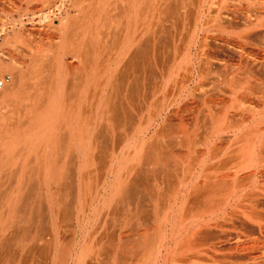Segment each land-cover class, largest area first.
Returning <instances> with one entry per match:
<instances>
[{"label": "bare ground", "instance_id": "bare-ground-1", "mask_svg": "<svg viewBox=\"0 0 264 264\" xmlns=\"http://www.w3.org/2000/svg\"><path fill=\"white\" fill-rule=\"evenodd\" d=\"M87 1L88 7H84L80 13L83 12L82 17H87L85 20L89 18V21H81L78 46L83 56L85 52L89 54L83 58L84 64L92 63L101 67L85 70L84 76L86 80L99 84L97 97L102 94V83L111 89L107 97L110 94L115 96L107 98L109 102L102 99L81 102L76 110L78 114L73 118H80L79 113L84 112L82 118H88L85 121L90 128L94 127L93 121L97 120L95 129L114 130L115 126L121 125L118 128L126 130L127 124V128L133 130L134 142L128 140V147L132 145L134 158L132 164L127 163L131 167L125 169V172L131 169L130 181L126 183L129 188L120 183L125 179L128 181L129 175L125 173L123 181H118V191L130 192L129 199L135 201L132 205L143 214V224L148 225V228L150 224L153 225L148 230L154 231L152 237L148 236L152 239L147 240L144 233L146 240L150 244L156 242V246L153 244L151 247L152 244L149 243L150 247L147 246L149 250L154 248V256L152 250V254L145 250L147 242L144 241L145 245H142L144 235H139L137 238L141 240L138 242L137 238H134L135 242L130 240L135 245L129 241L131 246L129 243L130 247L122 248V256L129 259L134 256V261L135 257L139 259L143 255V259L149 261L148 257L153 255L152 258L155 259L150 264H170L171 261L174 264L176 259L177 264H264V56L246 50L248 45H256L252 38H264V0L257 1L260 2L261 9L256 13L251 8L253 5L244 0H237L239 6L235 9H223L221 6L219 10L218 7L214 9L215 0H188L189 4L183 0L182 8L187 10V20L177 22V19H172V26L168 30L166 20L152 18L156 14L171 18L178 14L172 9L169 13H157L156 5L150 2L158 0H123L119 15L124 19L117 22L110 15L113 0ZM246 4L248 5L245 6ZM144 14L146 17L138 20ZM72 22L75 21L70 16L62 18L59 29L63 38L58 42L54 59L50 63L60 65L64 56L73 52L72 46L69 49L66 46L68 37L74 38V34L70 33L75 24ZM181 26L184 30L182 37L177 35V28L181 31ZM101 28L104 41L107 42L104 44V57L97 47ZM18 30L14 31L18 33ZM14 33L12 36H16ZM10 36L5 39L9 40ZM178 41L182 44H177ZM0 43V47H3L1 40ZM72 45L74 47L76 44ZM260 45L262 43L259 44L262 47ZM259 49L264 53V45L263 49ZM1 54L0 48V56ZM0 69H3L1 61ZM220 76H224V82H220ZM11 79L0 89H8L20 77L16 75ZM112 89L117 90L113 93ZM136 96L139 103L134 99ZM150 100L157 102V109L155 113L149 111L146 116L148 110L145 107ZM129 106L137 108L134 113ZM98 107L101 110L94 111ZM94 115L96 117L93 118ZM190 115L195 117L191 135L193 147H188L187 144H191L187 143L189 141L181 142L187 145L185 149L181 148L184 146L181 143L177 145L178 141L166 142L167 135L170 138L175 127L189 120ZM103 121L105 124H102ZM66 123V127L73 129L71 120ZM50 127H55L53 121L50 122ZM202 128L203 133H199ZM151 131L153 134L150 136ZM234 144L237 145L236 149ZM75 159L78 161V157ZM48 172V169L41 167L37 170L40 180L36 190V200H39L36 211L41 212L43 209ZM84 174V170L78 167L72 170L76 179L71 178L69 186L71 190L74 188L77 191L78 204L76 202L73 206L77 210L81 206L80 185ZM21 177V189L16 193L18 207L24 203L21 202L24 194L27 192V196L28 191L33 189L28 168L22 167ZM172 179L175 192L170 191L171 194L166 195L163 188ZM152 180L155 187L148 191L152 194L154 192L156 197L153 198L152 195L154 201H150V212V208L148 210L143 206L145 200L137 197V191L140 186L148 189V183L151 184ZM146 181L148 182L144 183ZM62 183L57 178V188ZM100 188L99 186V192L102 189L106 192V187ZM151 188L153 187L149 189ZM103 196L106 198V195ZM159 201L163 202V209ZM21 210L20 208L19 211ZM167 232L171 234L169 237ZM134 235L135 233L128 236L136 237ZM33 240L35 242L28 243L27 248L22 251L36 252L39 241ZM136 242L142 243L141 246L145 249L139 248L140 244L137 245ZM1 247L8 251L10 245L4 244ZM20 247L22 248V244L17 245L16 254L20 252ZM136 248L137 251H142L138 255ZM143 250L149 255L143 254ZM89 257L79 249L71 250L72 264H81L89 260ZM138 259V263L146 264V260L143 263L142 258L139 259L140 262ZM123 260L127 261L125 258ZM131 260L132 258L127 264L136 262L132 263Z\"/></svg>", "mask_w": 264, "mask_h": 264}, {"label": "crops", "instance_id": "crops-1", "mask_svg": "<svg viewBox=\"0 0 264 264\" xmlns=\"http://www.w3.org/2000/svg\"><path fill=\"white\" fill-rule=\"evenodd\" d=\"M71 32L77 35H73L74 41L71 36L68 37L66 48L72 46L73 52L66 54L60 65L50 63L55 55L50 48L53 49L57 42L47 44L42 49L37 46L31 53L30 64L13 70L20 80L13 82L14 85L10 83L8 89H0V169L4 171L0 175V264L3 260L4 264H71V250L81 247L88 256L96 248L102 249L100 260L87 264H100L103 259L111 264H123L121 247L128 244L124 243L123 235L143 232V227L137 222V217L142 219L143 214L140 210V214H135L132 205L135 201L129 199L130 192L118 191V181H123L125 173L129 175L128 181L125 179L120 183L129 188L127 184L131 169L126 172L125 169L131 167L134 158L132 145L128 147V140L134 142L133 130L128 129L126 124V130H121L123 134H118L119 137L113 134L116 140L105 130L94 128L97 120L93 121V128L88 127L85 121L88 118H82L84 112L79 113L80 118H73L84 101L104 100L109 87L102 83V94L96 96L99 84L86 80L84 74L87 69L101 66L84 64L85 54L83 56L79 47L80 23L73 25ZM72 43L76 45L73 47ZM70 55L74 58L70 59ZM99 109L95 108L94 111ZM68 120L72 121L73 129L66 127ZM52 121L55 124L53 129L50 127ZM122 135L121 146L119 140ZM114 141L117 143L114 144ZM78 162L81 164L78 165ZM23 166L28 168L33 189L28 191L27 196V192L24 194L21 201L24 203L18 207L16 193L21 189L19 181ZM39 167L49 170L45 188L47 194L43 198L41 212L36 211L39 203L38 198L36 200ZM76 167L85 172L80 183L81 206L78 210L73 208L77 202V191L69 186L71 178H75L72 170ZM57 178L63 182L58 188ZM105 185L108 186L106 192L102 189ZM109 191L118 195V201L122 200L118 202L120 206L114 205L113 199L110 208ZM33 239L39 241L36 252L22 251ZM73 240H77L78 244L72 246ZM96 242L99 247H94ZM4 244L10 245L8 251L1 247ZM18 244H22V248L16 254Z\"/></svg>", "mask_w": 264, "mask_h": 264}, {"label": "rangeland", "instance_id": "rangeland-1", "mask_svg": "<svg viewBox=\"0 0 264 264\" xmlns=\"http://www.w3.org/2000/svg\"><path fill=\"white\" fill-rule=\"evenodd\" d=\"M87 0H0V40H1V42H3V47H0L1 48V52H2V54H1V56H0V61L2 62V64H3V69H0V79H2L3 78V76L6 74V73H9L10 75H11V77H14V76H16L15 75V71L13 72V70H17V69H19L20 67H26L28 64H30V60H31V58H32V54L31 53H33V51L37 48V46L39 47V49H42V48H45L44 46H46L47 44H52V43H56L57 42V44H55L52 48L53 49H51L50 48V50H52L53 52H55V51H57L56 50V46L58 45V42H60L61 41V39L63 38V34H62V32H61V30L59 29V26H60V23H61V20H62V18L63 17H65V16H70V18L73 20L74 19V21L75 22H72L73 24L75 23V24H82L81 23V21L82 22H86V21H89V18H88V20H85V19H87V17L85 18V17H82V14H83V12L82 13H80V11H83L84 10V7H88V1L86 2ZM188 0H185V3H188L189 4V1L187 2ZM236 1L237 0H215V4L216 5H214L215 7H214V9H217V7H218V9L217 10H219L220 8H221V6L223 7V9H225L226 7H233V9H235V7L236 6H239L237 3H236ZM246 3H248V4H250V5H253V6H251V8H252V10H253V13L255 12H257V10L259 11L261 8H259L260 6V2L262 1V0H248V1H250V2H248L247 0H244ZM257 1H260V2H257ZM82 2V3H81ZM83 2H85V4L83 3ZM122 2H123V0H113V2H112V6H111V19L113 20V21H120L121 19H124L122 16H120L119 14H120V11H121V8H122V6H123V4H122ZM183 0L181 1V0H158V1H152V2H150V3H154L155 5H156V7L157 8H155V10H156V12L157 13H164V12H167V13H169L170 11H176L177 12V16L176 17H174V18H171V17H165L164 15H161V14H156L152 19H154V20H166L167 21V25H166V29L168 30L169 28H171V26H172V24H170L171 23V20L173 19V20H175L176 21V19H177V22L178 21H184V20H187V17H188V14H187V10H185V8H182V6H183ZM219 3V4H218ZM248 4H246L245 6H247ZM86 5V6H85ZM219 5H220V7H219ZM262 5V4H261ZM83 6V7H82ZM254 6H256L255 8H254ZM82 7V8H81ZM174 7V8H173ZM177 7V8H176ZM254 8V9H253ZM81 9V10H80ZM172 9V10H171ZM217 10H215V11H217ZM79 14H80V16H79ZM109 14V13H108ZM113 15V16H112ZM146 17V15L144 14L143 16H142V18H139L138 20H141V19H144V18ZM114 18V19H113ZM81 19V20H80ZM84 19V20H83ZM103 21V20H102ZM101 21V22H102ZM105 22V21H104ZM74 24V25H75ZM101 26H103L102 25V23L100 24ZM100 26V27H101ZM98 27H99V25H98ZM15 28V29H14ZM181 28V31H178L179 30V28H177L178 30H177V35L179 36V34H180V37H182V35H183V33H184V30L182 29V26L180 27ZM20 31H19V30ZM11 30L13 31V32H11ZM14 30H18V33H16V31H14ZM75 30H77V25H76V27H75ZM102 30V31H101ZM101 38H100V40H99V42H98V44H97V47H98V49H99V52H100V54H101V52H102V57H104V50H105V48L106 47H104V44L105 43H107V42H105L104 41V32H103V28H101ZM15 32V33H14ZM77 32V31H76ZM12 33V34H11ZM13 33L16 35V36H12L13 35ZM167 33V32H166ZM75 34H77V33H75ZM11 37L9 40H6L5 38H6V36L7 37H9V36ZM71 35H73V32H71ZM263 36H260V38L259 37H255V38H252V39H255V42H254V40H252L253 42H254V44L256 43V45H253V44H250V45H248L246 48V50H248V51H250L251 53H253V54H257L258 56H264V53L262 52L263 50H261V49H259V48H262L263 49V45H264V38H262ZM262 38V39H261ZM261 40V41H260ZM252 41H250V42H252ZM252 42V43H253ZM257 42H260V43H257ZM262 43V45H260V46H262V47H259V44H261ZM1 44V43H0ZM177 44H182L180 41H178L177 42ZM257 44H258V47H257ZM251 45H253V46H251ZM257 47V48H256ZM47 49H48V47H47ZM87 55H89L87 52H85V56L87 57ZM70 59H73L74 58V56H72V55H70V57H69ZM75 62L77 61V57H75ZM10 64V65H9ZM86 64V63H85ZM90 64H92V63H90ZM90 64H86V65H90ZM14 75V76H13ZM2 77V78H1ZM221 77V76H220ZM220 77H219V79H220ZM222 78H224V76L223 77H221V79H220V82H224V80H225V78L223 79V81H222ZM12 80V79H11ZM219 82V81H218ZM8 83V82H7ZM215 83H217V81H215ZM220 84V83H219ZM132 87H133V85H132ZM110 88H108V90H107V94H109V91H111V89L109 90ZM117 90V89H116ZM116 90L114 89V91L116 92ZM124 90V89H123ZM112 91H113V89H112ZM114 91H113V93H114ZM167 91H168V89H167ZM172 91V90H171ZM107 94H106V97L104 98V100H107V98H109L110 96L113 98L114 96H115V94H114V96H112V94H110V96L109 97H107ZM111 98V99H112ZM137 98V99H136ZM136 98H134L135 100H137V103H139V100H138V97L136 96ZM133 99V100H134ZM133 100H131V101H133ZM134 100V101H135ZM108 101V100H107ZM110 101V100H109ZM108 101V102H109ZM111 101H113V100H111ZM133 101V102H134ZM156 101H154V100H150L149 101V104H147L146 105V107H145V109L146 110H148V111H146V116L148 115L147 113L149 112V111H151V112H153V113H155V111H156V109H157V102L155 103ZM136 103V105H138ZM128 105V104H127ZM126 105V106H127ZM132 105H134V103L132 104ZM125 106V108H127ZM135 106V105H134ZM133 106V107H134ZM103 107H104V105H103ZM124 107V106H123ZM130 107V106H129ZM136 107V106H135ZM131 108L130 107V110L131 109H133V110H135V109H137V108ZM139 107V106H138ZM141 107V106H140ZM139 109V108H138ZM135 112V111H134ZM144 113V112H143ZM192 115H190L189 116V120H186L183 124L182 123H180V124H178L176 127H175V131L173 132V135H171V137L169 138L168 137V135H167V137H166V142H170V141H175L176 143H177V141H178V143H177V145H179V143H181V142H185V141H189V142H187V143H191L192 141V132H193V128H194V125H193V121H195V117L193 116V118L191 117ZM136 119H137V117H135ZM136 121V120H135ZM104 122V121H103ZM179 121L177 120V123H178ZM102 123V122H101ZM102 124H105V122L104 123H102ZM113 125H115V124H113ZM113 127V126H112ZM118 127H120L121 128V125L120 126H118ZM117 126H115L114 128L116 129H114V131L113 130H107L108 128H106L105 129V131L108 133V134H110L111 135V137L112 136H114V135H117L118 136V134H123L122 133V129H119ZM201 130H203V128L202 129H200V131H199V133L201 132V133H203V131H201ZM152 131H153V129H152ZM152 131L149 133L150 134V136H151V134H153L152 133ZM146 132H148V131H146ZM114 134V135H113ZM149 136V137H150ZM115 137V136H114ZM119 137V136H118ZM149 137H147V139L149 138ZM115 139L117 140V137H115ZM151 138H149V140H150ZM183 139V140H182ZM115 140V141H116ZM170 140V141H169ZM181 140V141H180ZM114 141V144H116L117 142H115ZM119 143L121 144V143H123V135H122V139H120L119 140ZM186 143V142H185ZM184 143V144H185ZM113 144V143H112ZM184 144H180V145H184ZM155 146L154 147H156V144H154ZM188 145V147L190 148V147H193V145H192V143L191 144H187ZM187 145H184V146H181V148H184L185 149V146H187ZM192 145V146H191ZM121 146H122V144H121ZM124 146V145H123ZM178 147V146H177ZM233 147H235L234 149H236V147H237V145L235 146V144H234V146ZM122 148H124V147H122ZM156 148H158V147H156ZM231 148H232V146H231ZM231 148H229V150H232ZM162 149V148H161ZM186 149H187V147H186ZM162 151V150H161ZM121 153V152H120ZM163 162V161H162ZM159 165V164H158ZM157 165V166H158ZM98 171V169L96 170V172ZM95 172V173H96ZM1 173H2V175H3V173H4V171H3V169L1 170L0 169V175H1ZM94 173V172H93ZM154 179V178H153ZM149 181V180H148ZM148 181H146V182H144V183H147ZM150 181H151V179H150ZM149 181V182H150ZM154 183V180H152V182H151V184L150 183H148L149 185H150V187H153V188H151V189H149L150 187H149V185H145L146 187H149L148 189H146L144 186H140V187H138L139 188V190L138 191H140L139 192V195H138V191H137V197L139 196L140 198H142V199H144L145 200V203L147 204H145L144 203V208H146V209H148L149 210V208H150V212L152 211V202L154 201V200H152V195H153V198L154 197H156V195H154V192H153V194H152V189H154V185L155 184H153ZM151 185H153V186H151ZM105 187H108L107 185H105ZM143 189H142V188ZM159 187V186H158ZM166 187V188H165ZM163 189H164V192H165V194L167 195V194H171L170 193V191H174L175 192V185H174V180L172 179L169 183H166V186H165ZM148 190H151V191H148ZM143 191V192H142ZM142 195H141V194ZM109 197H108V199H109V204H111L110 205V208L113 206V204H116V201H117V204H118V200H117V198H118V195L116 194V193H114V192H111V191H109V193L107 194ZM148 195L150 196V197H148ZM144 196V197H143ZM160 196V195H159ZM146 197V198H145ZM161 197H163V196H161ZM168 197V196H167ZM113 199H115V201H114V203H113ZM147 199V200H146ZM160 200H161V198H160ZM150 201H152V202H150ZM163 201V200H162ZM148 202H150V203H148ZM161 201H159V203H160ZM168 202V201H167ZM113 203V204H112ZM163 203V202H162ZM162 203H160L161 205V209H163V204ZM116 204V205H117ZM157 204H158V202H157ZM156 204V205H157ZM148 205H149V207H148ZM117 207V206H116ZM178 207V206H177ZM107 208V207H106ZM110 208H109V210H110ZM118 208V207H117ZM58 209V208H57ZM133 209H135L134 211H135V214H136V212H137V214H138V208H135V205L133 206ZM137 209V210H136ZM153 209H154V203H153ZM136 214V215H137ZM143 220V218L142 219H139V217H137V222H138V225H141L142 227H143V232H141V233H136V232H134V233H136L134 236H136V237H132V238H130L129 236H125V234L123 235L124 237H125V239H124V242L125 243H128V244H124L123 246H126V247H130L131 246V243H132V245H135L134 243H133V241H130V240H134V242H135V239L137 238V237H139V235H140V237L142 236V235H144V237L143 238H145V240L143 239V241H141L142 243L145 241V242H147L146 244L147 245H145L144 243L142 244V243H137L139 240H141V238H139V240H138V238H137V242H136V244L138 245V244H140L139 246V248H141V247H143L144 245H145V247H147L149 244H150V241H151V239L148 237V236H150L151 235V237L153 236L152 235V231L150 232V231H148L150 228H151V226L153 227V225L152 224H150L149 226V228L148 227H146V226H148V225H144L143 223H140V221H142ZM145 223V222H144ZM146 228H148L147 230H145ZM146 231V232H145ZM150 232L149 233V235H148V232ZM154 232V231H153ZM147 235V237H148V239L147 240H150L149 242L146 240V235ZM167 233H169V232H167ZM172 233V232H171ZM154 235H156V233H153ZM127 235H129V234H127ZM169 235H171L170 233L168 234V236L167 237H169ZM130 236H132L131 234H130ZM155 237V236H154ZM135 238V239H134ZM167 240H169V238L167 239ZM83 241V240H82ZM131 243H130V242ZM73 244H72V246L73 245H77L78 244V241L77 240H73ZM82 243V242H81ZM129 243H130V246H129ZM149 243V244H148ZM96 244H97V242H96ZM99 244V243H98ZM98 244L97 245H94V247H99L98 246ZM106 244V243H105ZM141 244L143 245V246H141ZM151 244H152V242H151ZM150 244V245H151ZM153 244H155V246H156V242L154 241V243ZM153 244H152V246L151 247H153ZM80 245V244H79ZM102 245V244H101ZM128 245V246H127ZM150 245H149V247H150ZM136 247H138V246H136ZM145 247H143V249H145ZM71 248H73V247H71ZM88 248V247H87ZM105 248H106V246H105ZM122 248H124V247H121V249ZM156 248V247H155ZM74 249H79V251L81 250L82 251V249L84 250V248H74ZM86 249V248H85ZM137 249L138 248H136V251H137ZM145 250H148V251H150V253L152 254V252H151V250L153 251V255L155 256V252L156 251H154V248L153 249H151V250H149V248L147 247ZM145 250H143V254H148L149 255V253L146 251V253H144L145 252ZM100 251H102V249L101 248H96L93 252H91V253H88L89 255H90V259L88 260H86V261H83V262H81V264H87L89 261H97V260H100V256L99 255H101V254H99L100 253ZM141 250L139 249L138 251H137V255H138V252H140ZM85 252V251H84ZM110 252V251H109ZM124 252V251H123ZM142 252V251H141ZM125 253H126V251H125ZM123 254V253H122ZM133 254H135V253H133ZM141 255H142V253H140ZM139 254V255H140ZM125 255V254H124ZM136 254H135V256H137ZM153 255H150L149 257L148 256H146V258L148 257V259H150L149 261L148 260H146V259H143V255H142V257H140L139 256V259L140 260H142V262L143 261H145V263L147 264V261L149 262L148 264H150L151 263V260L152 259H155V258H152L153 257ZM99 256V257H98ZM177 256V255H176ZM174 257L175 259L177 258V257ZM91 257H93V259L91 258ZM97 257V258H96ZM134 257V256H133ZM133 257H131L132 258V263L133 262H135L136 264L138 263L137 262V260L136 259H138L137 257H135V260L133 261ZM96 258V259H95ZM127 259V261H130V259L129 258H127V257H123V259ZM142 258V259H141ZM92 259V260H91ZM95 259V260H94ZM129 259V260H128ZM139 259H138V261H139ZM127 261L125 262L124 260H123V262H125L126 264H127ZM174 261V260H173ZM4 260L2 261V264H4ZM140 262V261H139ZM152 262H153V260H152ZM175 262H177V259H176V261ZM175 262H173L174 264H177V263H175ZM135 263H133V264H135ZM144 263V262H143ZM170 263V262H169ZM17 264H19V262H17ZM25 264H27V263H25ZM72 264V263H71ZM76 264V263H75ZM100 264H111V262L109 261V260H102V262L100 263ZM128 264H130V262L128 263ZM138 264H140V263H138ZM153 264V263H152ZM170 264H172V261H171V263Z\"/></svg>", "mask_w": 264, "mask_h": 264}, {"label": "built area", "instance_id": "built-area-1", "mask_svg": "<svg viewBox=\"0 0 264 264\" xmlns=\"http://www.w3.org/2000/svg\"><path fill=\"white\" fill-rule=\"evenodd\" d=\"M11 80V75L6 73L2 79H0V87L4 86L7 82Z\"/></svg>", "mask_w": 264, "mask_h": 264}]
</instances>
